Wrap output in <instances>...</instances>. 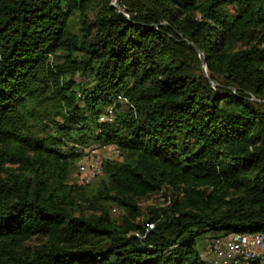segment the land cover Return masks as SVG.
<instances>
[{
    "label": "trees",
    "instance_id": "trees-1",
    "mask_svg": "<svg viewBox=\"0 0 264 264\" xmlns=\"http://www.w3.org/2000/svg\"><path fill=\"white\" fill-rule=\"evenodd\" d=\"M115 1L0 0V264H207L204 240L264 235V0Z\"/></svg>",
    "mask_w": 264,
    "mask_h": 264
},
{
    "label": "built area",
    "instance_id": "built-area-1",
    "mask_svg": "<svg viewBox=\"0 0 264 264\" xmlns=\"http://www.w3.org/2000/svg\"><path fill=\"white\" fill-rule=\"evenodd\" d=\"M121 100L125 101V99ZM98 121L112 122L113 112L111 108H106L99 115ZM77 151L82 153L81 158L85 162L83 165L78 166L80 171L91 167L92 174L101 173L102 161H96L97 165L88 164V158L93 159V150L84 151L81 149ZM112 152V157H117L118 152L113 147ZM206 245V249L200 255L207 264H238L240 260L246 264H264V251H262L264 249L263 234H230L222 238L212 239Z\"/></svg>",
    "mask_w": 264,
    "mask_h": 264
},
{
    "label": "rangeland",
    "instance_id": "rangeland-1",
    "mask_svg": "<svg viewBox=\"0 0 264 264\" xmlns=\"http://www.w3.org/2000/svg\"><path fill=\"white\" fill-rule=\"evenodd\" d=\"M58 120V119H57ZM79 149V147H77ZM93 150V159L92 158H88V164L92 163V164H96L97 162H101L102 159L104 158H112L113 156V152H112V145H108V146H95L94 149H90V148H85L84 151H91ZM79 161V162H78ZM75 165L73 166L74 168H72L71 174H70V179H69V183H73V184H85V183H96L99 181V179L101 178V173L97 174H92L91 172V167H87L85 168V170L80 171L78 169V166L83 165L85 162L84 160L81 158L80 160H78ZM165 201L164 197L160 194H157L155 196H153L150 199H147L146 201H143L140 203V205L143 207V209H145V207L149 206V205H158V204H163ZM111 215L113 217H118L120 215V210L116 209L115 210H111ZM209 242V241H208ZM207 239L204 240L202 242V250H205L207 247ZM264 251V249L262 250ZM238 264H246L245 262H241V260L238 262Z\"/></svg>",
    "mask_w": 264,
    "mask_h": 264
},
{
    "label": "water",
    "instance_id": "water-1",
    "mask_svg": "<svg viewBox=\"0 0 264 264\" xmlns=\"http://www.w3.org/2000/svg\"><path fill=\"white\" fill-rule=\"evenodd\" d=\"M118 4H119V0H116L114 3H113V7H115V8H118ZM118 10V9H117ZM193 49L197 52L198 50L195 48V47H193ZM200 56H203V54L201 53L200 54ZM202 71H203V74H204V76L207 78V76H206V67H205V62H204V58L202 59ZM208 79V78H207ZM233 91V90H232Z\"/></svg>",
    "mask_w": 264,
    "mask_h": 264
}]
</instances>
